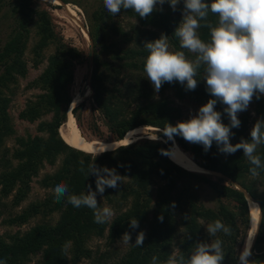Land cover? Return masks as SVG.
<instances>
[{"label": "trees", "instance_id": "16d2710c", "mask_svg": "<svg viewBox=\"0 0 264 264\" xmlns=\"http://www.w3.org/2000/svg\"><path fill=\"white\" fill-rule=\"evenodd\" d=\"M205 2L210 3L211 0ZM4 6L8 7V13L14 20V28L0 50V194L14 192L13 204H19L29 194L31 180L47 166L54 168L57 163L56 169L46 172L39 181L42 188L52 190L56 184L66 183L72 194L87 192L89 185L96 191L98 177L88 175L93 162L99 169H115L123 178L116 188L105 187L102 195L97 194L98 204L101 207L107 205L116 213L111 221L97 224L91 209L75 208L67 203L66 198L57 202L51 192L12 220L23 224L30 218L41 216L47 221L36 224L21 236L10 237L8 241L0 238V259L6 264H29L32 255L42 252L38 264H79L83 259L92 258L88 247L92 237L103 236L107 230L110 242L124 233H130L136 240L137 235L146 230L142 246L133 243L116 261L106 253L98 259L103 261L102 264H151L152 257L156 256L157 264H164L177 249L187 258L197 242L219 238L223 241L225 253L223 264H238V256L250 232L248 204L252 201L259 205L261 217L250 258L264 264V194L260 195L257 189V180L262 178L264 181V170L253 177L243 150L223 159V153L219 152L215 142L205 152L202 145L189 143L179 135L171 136L173 142L166 135L157 133L166 142L143 140L100 155L70 147L60 137L59 129L66 122L74 102L70 87L75 67L83 62L82 54L64 43L55 33L49 13L34 8L32 0H11ZM118 15L134 19L136 25L125 31L120 24L113 22ZM115 16L102 3L89 17L92 28L89 35L97 49L89 79L94 105L105 119V126L114 141L125 138L129 131L141 126L158 128L166 133L167 125L175 126L184 121L179 119L178 108L165 98H156L154 87L143 70L149 54L145 43L164 34L171 45H177L174 32L178 16L161 9H156L147 18H140L131 9H122ZM208 21L215 24L217 17L210 13ZM31 28L38 38L32 49L34 66L42 62V52L46 48L53 47V52L47 58L44 71L32 83L42 94L36 101L28 103L19 118L27 122H41L37 125L38 135L17 137L15 149L6 157L5 154L10 151L2 146L6 138L14 133L6 112L10 102L8 85L15 83L17 77L26 75L22 55ZM198 32L202 40L210 39L207 27L202 26ZM125 44L134 47L123 48ZM100 55L109 60H101ZM202 71L203 67H200L195 77L198 80L195 90L186 91L179 82H165L160 90L171 88L177 99L197 100L203 106L213 97L206 91ZM256 101L254 124L264 118V101L261 97ZM82 106L80 103L71 110L79 128L77 113ZM223 107L218 102L215 110ZM238 119L240 127L231 129L234 133L230 138L233 145L242 138L251 142L247 115ZM222 122L230 124L224 112ZM173 145L188 153L197 166L222 178L213 179L212 175L187 171L173 163L169 159ZM256 154L264 162V145L258 146ZM100 178H104V173L101 172ZM205 190L212 195L213 206L204 204L202 193ZM55 213L59 216L53 224L50 219ZM161 216L162 221L158 219ZM133 219L138 220V228L130 227ZM216 220L230 226L231 235L220 232L217 237H210L206 227Z\"/></svg>", "mask_w": 264, "mask_h": 264}, {"label": "clouds", "instance_id": "9594fccd", "mask_svg": "<svg viewBox=\"0 0 264 264\" xmlns=\"http://www.w3.org/2000/svg\"><path fill=\"white\" fill-rule=\"evenodd\" d=\"M165 3L175 11L181 0H103L106 10L114 16L122 9H131L140 18H147L157 5L162 7ZM210 13L217 17L215 24L208 21ZM182 17L174 34L180 48L194 53L195 60H189L183 50H170L168 37L161 34L159 39L145 43L149 54L143 70L156 92L165 82H179L186 91H191L198 86L195 77L203 66L206 91L213 98L189 120L175 126L167 125L165 134L169 137L179 135L189 143L202 145L205 152L211 149L213 142L221 153L234 154L243 150V156L251 165L249 173L253 177L259 176L260 170H264V162L256 153L258 146L264 145V118L254 124L251 142L242 138L233 145L230 138L234 136L231 129L240 127L238 114L248 109L254 96L259 100L264 95V0H211L210 3L183 0ZM202 26L210 30L208 41L199 35ZM218 102L226 106L224 113L229 117V125L222 122V113L215 110ZM101 172L104 178H100ZM90 174L98 177L96 191L89 185L87 192L76 195L70 193L66 183H58L52 189L54 199L59 202L66 198L75 208L87 207L93 211L95 223L105 224L115 213L110 207L98 204L97 194L102 195L105 187L116 188L123 177L115 169H99L94 162L90 165ZM158 219L162 221L163 217ZM130 227L138 228V220H131ZM206 231L210 237H217L220 232L231 235V227L221 220L209 223ZM123 237L127 242L130 240L127 233ZM144 239V232H140L135 245L142 246ZM222 245L219 238L197 242L187 258L177 249L164 264H223ZM251 246L252 240L247 241L238 256V264H256L250 259ZM157 261L158 258L153 256L151 264H157ZM0 264H6V261L0 259Z\"/></svg>", "mask_w": 264, "mask_h": 264}, {"label": "rangeland", "instance_id": "374dc122", "mask_svg": "<svg viewBox=\"0 0 264 264\" xmlns=\"http://www.w3.org/2000/svg\"><path fill=\"white\" fill-rule=\"evenodd\" d=\"M11 0H0V50L4 46L8 36L13 26V19L8 13V7L4 6ZM66 4L62 2L59 3L57 0H32V5L38 10H46L51 18L52 27L56 34H58L68 46L78 49L83 57V62L80 65H77L73 71V83L70 87L71 96L74 100L70 106L69 113L78 104L82 103V108L78 111V123L80 128L75 124L79 132L87 140H98V141H108L113 142L112 134L109 132L105 126V119L102 117L100 112L97 110L94 102L91 98V90L89 87L90 75L93 69V55L97 53V49L94 48L95 41L90 37L89 32L91 33L92 28L90 25L89 17L93 11L97 10L103 3V0H65ZM156 9H161L164 11L172 12L178 16L177 27L181 23L182 10H183V0L177 5L175 11L169 6L168 3H165L162 7L157 5ZM114 23L120 24L125 31H129L132 25H136L134 19L128 18L124 15L115 16L113 19ZM177 38V37H176ZM37 37L35 35V30L31 28L30 36L27 38L26 46L22 55V61L25 62L26 66V75L24 77H17L15 83H10L8 85L10 102L7 107V115L10 120V125L12 126L14 133L6 138L2 148H7L10 152L5 154L6 157H9L11 152L15 149V139L17 137H34L37 134V125L41 122L40 120L35 122H27L19 118L20 113L25 109V107L30 102L36 101L37 97L42 94V92L32 86L33 81H35L39 75L44 71L47 66V58L52 54L53 47L46 48L43 52V60L38 66H34L33 58V47L36 44ZM177 45H170V50H183L186 53V57L189 60H195L196 55L194 53L188 52L185 49H181L179 45V39L177 38ZM132 48L134 47L131 44L123 45V48ZM100 59L109 60L107 57H102ZM203 66H201L202 68ZM203 74L201 76L202 80L204 76V67ZM205 82V81H204ZM206 83V82H205ZM13 94L10 96V93ZM175 92L171 88L155 91L156 98H165L167 99L172 106L179 109L180 112V121H187L192 116H195L198 113L199 108L202 104L197 100H191L189 98L177 99L175 97ZM261 98L264 101V95H261ZM256 98L253 97L252 102L250 103L248 109L238 114V118L246 116L248 117L247 126L248 132L250 133L254 122L256 119ZM226 107V106H224ZM224 107L218 112L223 113ZM67 128V127H66ZM147 128V127H145ZM65 130V129H64ZM67 130V129H66ZM155 130V131H154ZM157 129L146 130L147 135L140 136L137 140H150L148 135H156ZM159 138V137H158ZM136 140V141H137ZM159 140V139H158ZM170 140V139H169ZM134 141V142H136ZM137 141V142H138ZM157 141V139H156ZM160 141L166 142L165 139H160ZM174 142V141H173ZM231 142V141H230ZM232 143V142H231ZM174 145L173 147H175ZM180 150V149H179ZM181 151V150H180ZM184 153V152H183ZM190 160L191 156L188 153H184ZM4 155V154H3ZM223 159H226L231 154H222ZM16 162H14L15 164ZM58 163L54 166L56 169ZM52 167H46L45 170L41 171L37 177L33 178L30 183V191L27 197L21 201L19 204H13L14 192L10 194H0V238L5 241H8L12 236H21L34 227L36 224L47 221L44 220L41 216H35L30 218L27 222L23 224H18L12 221L15 217L19 216L24 210H26L31 204L42 200L46 195L52 192V190L44 189L39 185V181L44 176L46 172H51L54 170ZM203 170V169H202ZM199 173V172H198ZM205 174V173H201ZM210 175V174H207ZM212 175V174H211ZM218 175H212L211 178L217 179ZM226 182H229L228 179L223 178ZM263 179L259 178L257 180V189L260 195L264 194V183ZM237 185V184H236ZM1 191V186H0ZM204 204L208 207L213 206V197L208 193L207 190L202 193ZM107 206V205H105ZM109 207V206H108ZM115 213V212H114ZM59 214L55 213L50 219L51 223H55L58 219ZM116 216L109 220L111 221ZM150 218V217H149ZM146 230L144 231V234ZM125 234V233H124ZM121 235L118 239L110 242L108 237L107 230L104 232L103 236L92 237L88 241V247L92 252L91 259H83L79 264H102L103 261L98 259L101 254L106 253L109 255V258L113 261L121 258L130 248L133 243H136V240H133L130 233V240L127 242L126 238ZM257 251H259L257 249ZM256 253H263L257 252ZM42 259V252H38L35 255L30 257L29 264H38ZM251 259V258H250ZM110 260V262L112 261ZM254 260V259H252ZM112 261V262H113ZM109 264V262H105ZM258 264V262L256 263Z\"/></svg>", "mask_w": 264, "mask_h": 264}, {"label": "bare ground", "instance_id": "6f19581e", "mask_svg": "<svg viewBox=\"0 0 264 264\" xmlns=\"http://www.w3.org/2000/svg\"><path fill=\"white\" fill-rule=\"evenodd\" d=\"M57 1L61 3L59 0ZM151 129H156V128H152V127L145 128L142 126L138 127L132 131H129L127 135L125 136V138H123L121 141L104 142V141H98V140H87L83 137V135L77 129L74 117L72 116V112L71 113L68 112L66 122L59 129V135L67 145H69L70 147L76 150H79L80 152L82 151L87 154L100 155L104 152L114 151L115 149L121 146H127L129 144L134 143V141H136L140 136L147 135L146 130H151ZM148 139L153 140V141H155L156 139L157 140L159 139L160 141L161 138L156 137V135L154 136L150 134L148 135ZM169 159L173 163H175L176 165L180 166L181 168L187 171H191L195 173L199 172V174L205 173V174H210V175L211 174L218 175L217 177H221V175L219 174L208 172L206 170H202V168L197 166L192 160L188 158V156H186L182 151H180L177 146L172 147L171 153L169 155ZM237 189L239 188L237 187ZM248 206H249V211H250L252 221H251V229H250L247 241L252 240V245H253V241H254L257 228L259 225L260 217H261V211H260L259 205L256 202L249 201Z\"/></svg>", "mask_w": 264, "mask_h": 264}, {"label": "water", "instance_id": "95a60500", "mask_svg": "<svg viewBox=\"0 0 264 264\" xmlns=\"http://www.w3.org/2000/svg\"><path fill=\"white\" fill-rule=\"evenodd\" d=\"M156 132H158V133H162V134H164V135H166L165 134V132L163 131V130H161V129H158L157 128V130H156ZM171 141H174V139L172 138V137H169L168 135H166ZM123 139V138H122ZM122 139H120V140H116V141H121ZM162 139V138H161ZM201 168V167H200ZM219 178H222V176L221 177H219ZM240 190H242L244 193H245V195H246V197H249L248 195H247V193L243 190V189H241L240 188ZM250 198V197H249ZM251 215H250V229H251ZM259 225H260V221H259ZM259 225H258V228H257V232H258V229H259ZM250 229H249V231H250ZM257 232H256V235H257ZM249 234V233H248ZM255 235V236H256Z\"/></svg>", "mask_w": 264, "mask_h": 264}]
</instances>
